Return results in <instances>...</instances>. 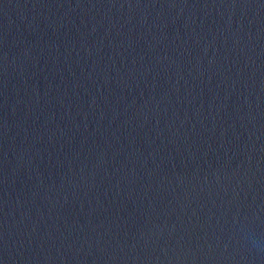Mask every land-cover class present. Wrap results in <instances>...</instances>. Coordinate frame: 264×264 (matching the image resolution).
I'll return each instance as SVG.
<instances>
[{"label":"water","instance_id":"obj_1","mask_svg":"<svg viewBox=\"0 0 264 264\" xmlns=\"http://www.w3.org/2000/svg\"><path fill=\"white\" fill-rule=\"evenodd\" d=\"M0 264H264V0H0Z\"/></svg>","mask_w":264,"mask_h":264}]
</instances>
